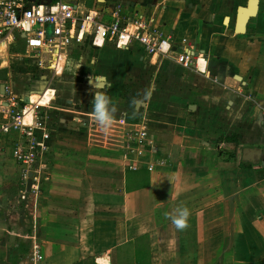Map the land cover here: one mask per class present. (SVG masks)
I'll return each mask as SVG.
<instances>
[{
  "label": "crops",
  "instance_id": "crops-1",
  "mask_svg": "<svg viewBox=\"0 0 264 264\" xmlns=\"http://www.w3.org/2000/svg\"><path fill=\"white\" fill-rule=\"evenodd\" d=\"M70 1L102 21L119 4L124 16L144 14L194 58L186 68L86 34L56 71L25 39L12 46L0 65L23 72L11 81L24 85L33 67L44 86L5 84V97L40 98L51 138L28 191L11 155L20 136H1L0 264H264V0ZM97 91L117 109L107 132L91 116ZM143 127L153 151L126 157L123 130ZM177 206L191 213L184 230L165 216Z\"/></svg>",
  "mask_w": 264,
  "mask_h": 264
},
{
  "label": "built area",
  "instance_id": "built-area-1",
  "mask_svg": "<svg viewBox=\"0 0 264 264\" xmlns=\"http://www.w3.org/2000/svg\"><path fill=\"white\" fill-rule=\"evenodd\" d=\"M122 9L119 4L111 14L112 19L102 21L98 19L99 12L94 10L79 15L78 5L70 0H57L50 4L0 0V63L7 58L18 40L25 39L29 52L43 51L51 54L57 62V71L73 37L83 40L86 34H90L95 39L109 40L122 47L137 43L150 55L166 57L186 68L191 67L194 57L185 50L176 54L171 39L154 25L153 20L140 13L124 16ZM2 97L0 140L2 134H19L20 138L11 146V155L22 167L24 179L28 180L30 173H33V181L36 182L42 168L43 151L51 138L49 123L46 118L39 116V103L22 106L16 96H8L6 99ZM28 110L35 117L31 123L25 120ZM123 139L127 143L126 157H142L153 151V141L146 127L124 129Z\"/></svg>",
  "mask_w": 264,
  "mask_h": 264
},
{
  "label": "clouds",
  "instance_id": "clouds-1",
  "mask_svg": "<svg viewBox=\"0 0 264 264\" xmlns=\"http://www.w3.org/2000/svg\"><path fill=\"white\" fill-rule=\"evenodd\" d=\"M91 108L92 118L102 131L107 132L115 123L117 110L112 99L106 93L97 91L94 93ZM190 215V210L186 206H177L172 213H165L177 230H184L188 227Z\"/></svg>",
  "mask_w": 264,
  "mask_h": 264
},
{
  "label": "rangeland",
  "instance_id": "rangeland-1",
  "mask_svg": "<svg viewBox=\"0 0 264 264\" xmlns=\"http://www.w3.org/2000/svg\"><path fill=\"white\" fill-rule=\"evenodd\" d=\"M62 65H64V62H63V64ZM30 70L32 71H35V73L34 74H29V76L28 77H26V79H23V83H24V85H27V87H24V85L21 83V81H19V77L17 76V81H16V83H14V82H12L11 80V77H8V73L9 72H14V73H20V71H22L23 72V70L20 68V69H17L16 68V65L15 64H13V65H9V66H4V67H2V65H0V91H1V85L2 84H6V85H12L11 86V88H12V91H13V88H14V91H15V88L17 89H23V88H25V90H27L29 87H34V91L35 90H38V89H41L43 86H44V83H43V79L40 77L41 75H44L43 73L41 74V73H39V72H37L36 73V68H30ZM25 75H28V73L26 74V72H25ZM24 81H26V82H28L29 84H27L26 82H24ZM101 81H103L102 80V78L100 77L97 81H93L92 83L94 84V85H96L97 87H101L100 86V84H101ZM136 82H134V84H135ZM30 85H32V86H30ZM127 86V85H126ZM48 90H50V91H54V89H48ZM47 90V91H48ZM131 90V86H130V89L128 90V91H130ZM0 97H2V96H6V95H3L1 92H0ZM4 98H6V97H4ZM51 98H52V96H51ZM37 99V98H36ZM48 100H46L45 102H47ZM110 130V129H109ZM114 131H110V133L108 134V137H109V140L111 141L112 140V137H115V135H114ZM118 142H119V140H118ZM107 144V146L108 147H113V149H119V143H115V144H111V143H106ZM109 144V145H108ZM119 153H117V155H118ZM12 194L13 193H11V196H12ZM22 194V193H21ZM21 197H19V199H20ZM28 213H30V211H29V208H28ZM37 252V250H34V254Z\"/></svg>",
  "mask_w": 264,
  "mask_h": 264
},
{
  "label": "water",
  "instance_id": "water-1",
  "mask_svg": "<svg viewBox=\"0 0 264 264\" xmlns=\"http://www.w3.org/2000/svg\"><path fill=\"white\" fill-rule=\"evenodd\" d=\"M254 14H255V2L253 3V8L248 13H245L244 14L240 10V14H239L240 29H242L241 26L243 27V23H245L248 20V18L252 17ZM1 93L3 95L6 94V85L5 84H2L1 85ZM32 185H33V173H30V175H29V181H28V191H31Z\"/></svg>",
  "mask_w": 264,
  "mask_h": 264
},
{
  "label": "bare ground",
  "instance_id": "bare-ground-1",
  "mask_svg": "<svg viewBox=\"0 0 264 264\" xmlns=\"http://www.w3.org/2000/svg\"><path fill=\"white\" fill-rule=\"evenodd\" d=\"M63 61V60H62ZM34 103H39V104H43L42 102H41V99L39 98L38 100H36V101H34ZM27 116H26V121H31L32 120V111H30V110H28L27 111Z\"/></svg>",
  "mask_w": 264,
  "mask_h": 264
}]
</instances>
